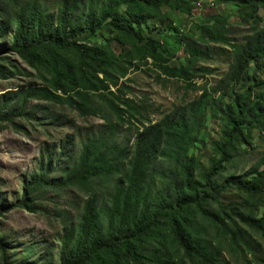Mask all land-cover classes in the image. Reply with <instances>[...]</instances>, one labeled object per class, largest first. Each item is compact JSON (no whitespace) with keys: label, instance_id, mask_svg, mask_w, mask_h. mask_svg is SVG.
<instances>
[{"label":"trees","instance_id":"obj_1","mask_svg":"<svg viewBox=\"0 0 264 264\" xmlns=\"http://www.w3.org/2000/svg\"><path fill=\"white\" fill-rule=\"evenodd\" d=\"M193 1L59 0L57 11L49 14L42 0H0V11L7 12L0 20V58L6 59L4 54L13 51L30 63L36 50L68 49L77 56L82 75L78 80H87L86 75L101 72L100 61L80 41L104 26H116L111 20L121 18L122 6L158 11L166 5L187 13ZM216 2L232 3L240 21L253 26L259 20L258 9L264 11V0ZM12 17L14 26L8 21ZM225 24L224 17L208 15L203 33L210 41L226 43L229 30ZM119 28L125 33V27ZM233 47L227 71L216 82L215 97L207 107L219 124V137L210 143L216 157L207 165L189 154L205 121L201 99L142 124L130 141L127 134L119 138L118 126L130 122L142 108L127 97H102L106 114H113L115 121L103 115L102 127L78 141L76 153L71 136L55 145L57 152L52 146L42 148L36 170L22 184L20 196L10 204L0 202V215L14 207L31 208L34 198L40 199L50 188H85L88 193L77 222L64 226L53 238L58 264H93L103 254L114 264H180L184 258L199 264H225L221 255L224 242L246 251L252 233L264 241V153L242 174L226 169L227 164L236 166L242 148L252 145V130L264 129V75L249 73L252 64L255 70L264 66V29L251 28L243 42ZM45 61L43 65L56 70L55 63ZM59 74L54 84L63 90ZM50 94L46 87L9 91L0 98V120L13 125L16 116L35 119L34 112L26 109L29 100H48ZM82 94L85 97L79 101L69 96L68 103L79 114H96L94 100ZM45 114L40 118L53 122ZM227 189L239 193L242 201L224 204L220 197ZM260 208L259 216L255 211ZM162 226L166 233L161 232ZM7 250L0 238L2 264H38L28 255L11 262ZM174 253L180 257L175 258ZM251 254L253 261L264 264V257Z\"/></svg>","mask_w":264,"mask_h":264},{"label":"rangeland","instance_id":"obj_2","mask_svg":"<svg viewBox=\"0 0 264 264\" xmlns=\"http://www.w3.org/2000/svg\"><path fill=\"white\" fill-rule=\"evenodd\" d=\"M42 1L49 14L57 11L59 0ZM194 1L187 13L166 5H161L158 11L142 6H122L121 18L111 20V24L116 26H104L80 41L100 61L101 72L86 75L87 80H78L77 76L82 78V75L77 69V56L68 49L36 50L33 54L37 55L30 57V63L13 51L4 54L7 55L6 59L0 58V98L9 91L27 87H46L51 92L48 100H29L26 109L34 112L35 119L16 116L12 121L14 126L0 120L1 203L10 204L20 196L22 184L36 170L42 148L52 146L57 152L55 145L71 136L76 143L73 149L76 153L80 140L102 127L105 122L103 115L115 121L113 114H106L108 110L102 97H127L142 108L130 122L125 121L122 126H118L119 138L127 134L130 141L142 124L159 120L176 106L201 99L206 107L205 121L189 154L204 165L216 157L210 149V143L219 137V124L207 107L215 97L213 91L216 82L227 71L234 53L233 46L242 43L251 28L264 29V11L258 9L256 17L259 20L253 26L250 22L240 21L237 7L232 3L202 0L199 5V0ZM1 11L0 20L3 17L5 19L7 13ZM208 15L226 19L225 27L229 30L226 43L210 41L203 33L202 27ZM13 20L14 17L8 20L11 25ZM133 20L137 23H132ZM119 27H125V33ZM127 31L130 33L127 34ZM138 36L140 38L137 41ZM45 60L55 63L56 70L43 65ZM58 72L63 90L56 89L58 85L54 84ZM249 73L262 77L264 66L255 70L252 64ZM82 93L94 100L96 114H79L68 103L69 96L71 100L79 101L85 97ZM47 112L53 117L51 123L40 118ZM251 134L252 145L242 148L244 150L236 159V166L226 165L228 172L242 174L263 155L264 129L254 128ZM87 193L85 188L79 186H68L63 190L50 188L42 192L40 199L34 198L31 208L14 207L2 213L0 238L8 245V260L15 262L28 255L38 264H58L56 241L53 238L60 234L64 226L77 222ZM220 200L227 204L230 201H242V196L233 189H227L221 194ZM262 211L260 208L255 212L260 216ZM166 231V227L162 226L161 232ZM248 240L250 242L246 251L232 249L224 242L221 255L225 264H262L252 260L251 252L254 257H264L263 239L252 233ZM174 257L179 258L180 253H174ZM93 264L114 262L103 254ZM180 264L199 263L184 258Z\"/></svg>","mask_w":264,"mask_h":264},{"label":"built area","instance_id":"obj_3","mask_svg":"<svg viewBox=\"0 0 264 264\" xmlns=\"http://www.w3.org/2000/svg\"><path fill=\"white\" fill-rule=\"evenodd\" d=\"M200 2H201V0H199V5H200Z\"/></svg>","mask_w":264,"mask_h":264},{"label":"clouds","instance_id":"obj_4","mask_svg":"<svg viewBox=\"0 0 264 264\" xmlns=\"http://www.w3.org/2000/svg\"><path fill=\"white\" fill-rule=\"evenodd\" d=\"M202 1V0H201Z\"/></svg>","mask_w":264,"mask_h":264}]
</instances>
